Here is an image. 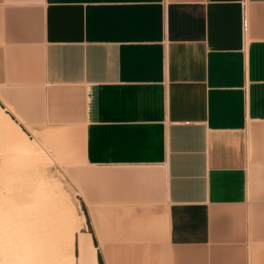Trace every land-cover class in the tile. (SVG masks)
<instances>
[{"label":"crops","instance_id":"0c3cea01","mask_svg":"<svg viewBox=\"0 0 264 264\" xmlns=\"http://www.w3.org/2000/svg\"><path fill=\"white\" fill-rule=\"evenodd\" d=\"M0 108L66 162L83 264H264V0H0Z\"/></svg>","mask_w":264,"mask_h":264},{"label":"rangeland","instance_id":"374dc122","mask_svg":"<svg viewBox=\"0 0 264 264\" xmlns=\"http://www.w3.org/2000/svg\"><path fill=\"white\" fill-rule=\"evenodd\" d=\"M2 114L3 117L0 118V184L2 182L4 184L6 183L5 185H2L4 187L8 186L7 188H10L9 184L12 185L14 181H18L17 183H22L23 186L24 184H32L35 189V187L40 188V186L38 187V185L41 184L42 186L43 183H46L47 187H49V189L47 190V193L49 194L46 195L48 201L46 200L42 203H39L37 208L41 211V213L44 211L42 215L46 218L47 221H49L48 225L51 229L50 232L52 231L50 233V240L51 243H54L53 246L57 251L56 254L60 258L59 264H72L73 255H75L76 257L73 264H83L81 261L80 253L77 250V245L75 244V247H73V239L76 243L78 237L80 236V233H84L83 230L86 227L87 220L86 222H83L84 220L82 216L83 214L86 216V214L84 212L85 210L83 202L81 201L79 195L80 191L77 188V184L75 183L74 179L71 177V175H69L66 170V162L63 161L58 155L56 148L53 146V144L42 140L40 138V135H37L35 131L27 132L25 138L22 137L14 128L10 126L7 121V117L5 116V113L3 112ZM16 142L17 146L19 147L28 144H34L36 146H39L41 154L39 156H36L33 160V163H31L30 165L19 166L15 160L11 159L14 158L15 154L17 155L15 151L17 152L18 149H15L12 145L14 143L16 144ZM9 151L12 152L10 153V155ZM13 153L15 154L13 155ZM7 180L10 182H8ZM37 188L35 190H37ZM52 204H55L54 206H56L57 209L54 206H51ZM45 209L47 210L46 212ZM49 213L50 216L48 215ZM54 216L58 217L56 218ZM52 217L57 220V224L54 223V219H51ZM60 231L63 232L61 233ZM52 236H54L55 238H52Z\"/></svg>","mask_w":264,"mask_h":264},{"label":"bare ground","instance_id":"6f19581e","mask_svg":"<svg viewBox=\"0 0 264 264\" xmlns=\"http://www.w3.org/2000/svg\"><path fill=\"white\" fill-rule=\"evenodd\" d=\"M2 113L3 110L0 108V118L3 117ZM7 121L12 128H14L22 137L25 138L26 134L19 128V126H17L13 122V120L7 117ZM12 145L14 146L15 149L17 148L18 151L17 152L15 151L17 155L13 153V155L15 154V156L14 158L11 159L15 160L19 166L30 165L31 163H33L34 158L41 154L39 150V146H36L34 144H28L19 147L17 146V142H16V144L14 143ZM10 153L12 152L9 151V155ZM17 182L14 181L12 185L9 184L10 188H7L8 186L7 187L3 186L6 183L4 184L2 182L0 184V264H59L60 258L56 254L57 251L53 246L54 243H51L50 240L51 238L50 233L52 231L50 232L51 229L49 228L48 225L49 221H47L46 218L42 215L44 211L41 213V211L37 208L39 203H42L43 201L46 200L48 201L46 195L49 194L47 193L49 187H47L46 183H43L42 186L41 184L38 185V187L40 186V188L35 187V189L37 188V190H35L32 184L30 185L24 184L23 186L22 183H17ZM54 205L52 204L51 206ZM54 207L56 208V206ZM46 211L47 210L45 209V212ZM48 215L50 216V213ZM54 217L57 218L58 216H54ZM51 219H54L55 221L54 220L53 221L54 223H56L57 220L55 218L52 217ZM53 237L54 236H52V238ZM75 244L76 243L74 242L73 239V247H75ZM75 258H76L75 255H73L72 264L74 263Z\"/></svg>","mask_w":264,"mask_h":264},{"label":"trees","instance_id":"16d2710c","mask_svg":"<svg viewBox=\"0 0 264 264\" xmlns=\"http://www.w3.org/2000/svg\"><path fill=\"white\" fill-rule=\"evenodd\" d=\"M84 210H85V208H84ZM85 212H86V210H85ZM86 216H88L87 212H86ZM99 259H100V264H102L101 258H99Z\"/></svg>","mask_w":264,"mask_h":264}]
</instances>
